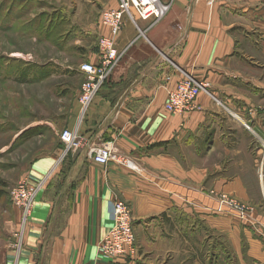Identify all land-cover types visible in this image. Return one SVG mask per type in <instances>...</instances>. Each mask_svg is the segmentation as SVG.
Instances as JSON below:
<instances>
[{
  "label": "crops",
  "instance_id": "crops-1",
  "mask_svg": "<svg viewBox=\"0 0 264 264\" xmlns=\"http://www.w3.org/2000/svg\"><path fill=\"white\" fill-rule=\"evenodd\" d=\"M160 2L170 8L156 23L124 17L117 64L83 117L78 91L65 129L81 148L31 165L29 183L47 181L0 264H264V0ZM96 7L77 17L94 64L112 36ZM187 77L204 90L172 114L169 93ZM92 146L117 158L97 164ZM117 200L131 205L133 257L99 252Z\"/></svg>",
  "mask_w": 264,
  "mask_h": 264
},
{
  "label": "rangeland",
  "instance_id": "rangeland-1",
  "mask_svg": "<svg viewBox=\"0 0 264 264\" xmlns=\"http://www.w3.org/2000/svg\"><path fill=\"white\" fill-rule=\"evenodd\" d=\"M94 2L0 0V259L23 224L9 192L29 180L36 159L59 148L77 103L78 69L95 47L77 17Z\"/></svg>",
  "mask_w": 264,
  "mask_h": 264
},
{
  "label": "built area",
  "instance_id": "built-area-1",
  "mask_svg": "<svg viewBox=\"0 0 264 264\" xmlns=\"http://www.w3.org/2000/svg\"><path fill=\"white\" fill-rule=\"evenodd\" d=\"M169 6L162 4L160 0H119L116 10H106L101 15V22L110 28L112 36L102 38L99 42L101 59L99 63L84 62L79 66L78 72L84 77V83L80 90L79 103L82 108V117L94 102L95 98L109 81L112 71L119 59L115 38L120 34L123 19L127 16L135 25L138 20L160 21L169 11ZM204 90V86L187 77L178 83L176 89L168 96L166 109L172 114H184L190 111L198 96ZM64 145V156L79 150L82 146L81 138L77 132L65 129L59 135ZM88 157L100 165H108L117 158L109 147L92 146L88 151ZM122 163L134 168V163L126 158H119ZM47 178L41 182L30 184L28 180L21 182L10 190V198L13 204L21 211L24 221L31 213L37 195L45 185ZM231 205L243 211L244 207L235 201ZM112 218L114 225L108 235L99 246V252L103 257L127 258L137 253L136 236L133 227V213L131 205L125 201L117 200L113 204Z\"/></svg>",
  "mask_w": 264,
  "mask_h": 264
},
{
  "label": "trees",
  "instance_id": "trees-1",
  "mask_svg": "<svg viewBox=\"0 0 264 264\" xmlns=\"http://www.w3.org/2000/svg\"><path fill=\"white\" fill-rule=\"evenodd\" d=\"M105 86H106V85H105ZM105 86H104V87H105ZM59 148L64 149V145L61 143V141H60ZM69 154H70V153H69ZM69 154H68V155H69ZM9 194H10V192H9Z\"/></svg>",
  "mask_w": 264,
  "mask_h": 264
}]
</instances>
